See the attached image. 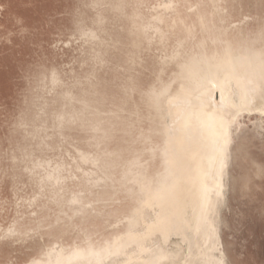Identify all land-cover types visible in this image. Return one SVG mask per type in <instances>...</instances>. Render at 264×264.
I'll use <instances>...</instances> for the list:
<instances>
[{
    "label": "bare ground",
    "instance_id": "1",
    "mask_svg": "<svg viewBox=\"0 0 264 264\" xmlns=\"http://www.w3.org/2000/svg\"><path fill=\"white\" fill-rule=\"evenodd\" d=\"M235 1L238 15L236 20L233 19L235 10L230 0H90L95 9L92 22L86 24L79 19L68 39L57 42L68 46L73 42L70 37L74 41L81 40L91 46L94 66L108 64V51L120 50V41L112 31L114 23L110 14L124 15L129 20V25L124 28L128 34L129 52L124 51L122 56L131 65L143 67L142 59L130 50L148 48L144 43L154 42L162 49L157 55L162 68L151 72L153 83L149 86L138 84L130 77L128 86L123 87V95L120 96L101 88L98 70L94 69L89 78L93 82L92 89L87 98L78 103V108L83 111L82 116L79 115L76 120L66 119L57 113L48 127L46 113L37 110V115L43 120L33 131L47 133L52 128L54 131L60 130L59 135L65 138H59L56 146H53L52 138L56 133L45 135L49 138L46 139L41 134L28 131L39 139L38 146L56 147L52 151H58V154L35 156L30 153L32 151H25L23 158L32 164L26 170L36 179L38 190L32 196L20 198L34 202L41 195H46V192L43 193L46 186H49L51 200L55 197L65 198L69 192L67 201L57 203L59 215L55 219L57 223H67V227L63 228V236L66 231L75 237L71 246L55 241L47 248L44 247L45 251L39 256L43 264H63V258L70 252H94L125 237L135 205L146 197L156 195L175 176L169 165V137L179 142L195 140L200 154L196 160L194 213L191 218L183 221V226L191 229L196 239L181 261L183 264H227V256L217 234L216 219L217 201L224 202L225 199L224 177H227L232 130L240 111L264 109V82L256 81L253 76L254 65L264 63V15L260 12H245L241 4L243 0ZM180 2L185 4L187 11L195 12V19L182 16ZM250 20L255 21V27H246ZM177 25L181 26L178 30ZM90 35L98 38L91 39ZM172 65L175 68H171ZM49 80L52 87L48 85ZM39 81L42 92L48 94H54V89L62 84L63 87L70 84L68 80L62 79L58 71L53 70V66L40 72ZM136 92L141 94L139 102L132 99ZM42 97L41 94L39 100L46 99ZM43 103L46 101H42L44 107ZM95 107H99L100 119L97 120L100 122L96 120L92 124L88 121L91 117L88 115L97 117ZM35 125L37 123L32 124L33 127ZM120 125L124 127L123 136L130 140L129 147L125 149L120 144L107 150L106 147L110 146ZM23 126L27 130V125ZM87 126L91 133L86 142L88 146L94 147V151L89 154L78 151L72 157L74 166L68 168L61 152L62 146L69 143L66 137L72 136L71 130L74 127L87 130ZM120 159L126 163V166L121 167L125 168L121 178L128 180L129 185L124 188L117 186L116 189L114 185L105 186L100 192L98 186L94 188L93 184H86L85 180L91 178H96L97 182L103 179L113 181L115 175L109 170L116 167ZM88 164L94 170L84 169ZM72 174L76 180H80L77 182L80 188L67 191V180H74ZM115 201L117 207H113ZM126 201L129 205L128 214L117 209H123ZM33 202L29 203V207H32ZM38 207L42 209L40 205ZM20 210L17 209V213ZM100 212L107 213V216L113 214L114 220L110 227L116 228L121 224L125 231L110 235H103L102 230L88 232V223L96 219ZM37 214L35 209L31 211V215ZM49 219L44 218V228L40 226V221L38 226L32 228L21 222L19 216L16 217V236L22 242L30 236L42 239L43 233L52 232L50 225L46 226ZM153 221L154 217L148 219V222ZM92 226L99 229L94 224ZM209 228L214 229L216 240L212 239ZM98 233L101 240L95 239ZM58 234L62 238L61 233ZM214 250H218L219 257L214 256Z\"/></svg>",
    "mask_w": 264,
    "mask_h": 264
},
{
    "label": "rangeland",
    "instance_id": "2",
    "mask_svg": "<svg viewBox=\"0 0 264 264\" xmlns=\"http://www.w3.org/2000/svg\"><path fill=\"white\" fill-rule=\"evenodd\" d=\"M1 1L15 9L16 24L3 22V15H0V192L16 195V217L19 216L21 222L34 228L40 221V226L44 228V218L54 219L58 216L57 203L67 201L70 193H66L65 198L55 197L53 201L50 199L49 186H46L43 190L46 195H41L42 197H38L34 202L21 199L34 195L33 192L38 190L36 179L26 170V167L32 164L23 158L25 151H32L30 153L35 156L58 154V151H52L57 149L56 147L38 146L39 139L29 132L41 134L43 138L51 132L56 133L52 138L53 146H56L59 138H65L59 135L60 130L54 131L52 128L47 133L33 131L43 120L37 115V110L41 109L46 113L48 127L57 113L64 115L66 119H78L83 111L78 108V103L83 102L90 94L93 82L89 78L94 69L98 70L101 88L113 95H123V87L128 86L130 77L138 84L149 86L153 83L151 72L162 68L157 57L162 49L154 42H145L144 45H148V48L130 50L142 59L143 67L128 63L121 53L129 52L128 34L124 29L129 25V20L124 15L110 14L114 23L112 31L120 41V50L108 51V64L94 66L90 45L81 40L74 41L72 37L70 40L73 42L68 46L57 43L59 40L68 39L79 19L86 24L92 22L95 9L90 0H0V3ZM230 4L235 10L233 19L236 20L237 2L230 0ZM241 4L245 12H260L264 15V0H243ZM180 5L182 16L195 19L194 11H187L183 2H180ZM127 10L130 11L129 8ZM254 22L250 20L246 27H255ZM180 28L181 26L177 25L176 29ZM89 37L98 38L93 35ZM51 66L62 75L64 81L68 80V84L70 83L69 86L65 84L63 87L62 84L61 87H56L54 94L43 93L39 87L40 72ZM171 68L175 67L172 65ZM253 76L256 81L264 82V63L254 65ZM48 85L53 86L50 80ZM233 90L235 91V86ZM41 94L45 100H39ZM132 99L141 101V94L134 93ZM42 101H46L43 103L44 107ZM95 109L96 118L92 117L93 114L88 115L91 116L88 121L92 124L100 119L99 107ZM251 110L240 111L235 119L230 159L226 168L227 177H224L225 199L224 202L217 201V234L227 255V264H264V109ZM34 123L37 125L33 127ZM23 125H27V130ZM89 126L86 127L87 130L74 127L71 130L72 138L66 137L69 143L62 146L61 152L68 168L74 166L72 157L78 151L88 154L94 151V147L88 146L86 142L89 132L91 133ZM122 128L123 125L118 126L119 131L111 139L107 150L120 144L125 149L129 147L130 140L123 136ZM64 135L67 133L64 132ZM169 138V165L175 173L173 180L166 182L153 197H146L135 205L132 221L123 239L90 253L70 252L63 258V264H183L182 258L188 254L196 239L192 230L183 226V221L191 218L194 213L196 160L200 154L195 140L179 142L173 137ZM122 165L126 166V163L120 159L116 167L109 170L115 175L116 179L113 181L103 179L97 182L96 178H91L85 182L88 186L93 184L94 188L98 186L100 192L105 186L124 188L129 185V181L121 178L125 170L121 168ZM84 169L94 170L90 164ZM74 176V180H67V191L80 188L77 185L80 180H76ZM116 201L113 207H117ZM31 202L34 204L29 207ZM126 203L123 209L117 208L118 211L128 214V201ZM38 205L42 207L41 210ZM113 207L111 206V209ZM17 209H21L20 212L17 213ZM34 209L38 211L35 216L31 215ZM112 215L107 216V213L100 212L96 219L88 223L86 230H102L103 235L123 233L125 227L121 224L116 228L110 227L114 220ZM107 217L111 218H108L109 222ZM151 217H154V221L148 222ZM92 224L99 229L93 228ZM41 231L43 233V230ZM209 233L213 240L217 239L213 228H209ZM99 235L98 233L96 240H101ZM68 236L70 238L67 241L63 237L60 238L59 234H47V241L45 233L42 239L38 238L39 236H30L24 242L28 243L30 248L27 260H31H26L24 264H43L39 256L45 248L55 241L72 244L75 237L71 234ZM213 254L220 256L218 250H214ZM16 263L21 264L17 261Z\"/></svg>",
    "mask_w": 264,
    "mask_h": 264
},
{
    "label": "crops",
    "instance_id": "3",
    "mask_svg": "<svg viewBox=\"0 0 264 264\" xmlns=\"http://www.w3.org/2000/svg\"><path fill=\"white\" fill-rule=\"evenodd\" d=\"M0 15H3V22L16 24L15 9L3 1L0 3ZM56 221L57 219L50 218L46 226L49 224L50 230L55 235L60 232L65 241L69 240L66 231L65 237L63 236V228L67 227V223L65 221L57 223ZM47 240L46 233L45 241ZM29 250L28 243L22 242L16 236V195H6V193L0 192V264H16V261L23 263L29 258Z\"/></svg>",
    "mask_w": 264,
    "mask_h": 264
}]
</instances>
